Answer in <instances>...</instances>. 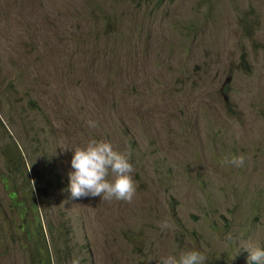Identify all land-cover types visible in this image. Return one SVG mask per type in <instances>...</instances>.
I'll return each instance as SVG.
<instances>
[{
	"label": "rangeland",
	"instance_id": "1",
	"mask_svg": "<svg viewBox=\"0 0 264 264\" xmlns=\"http://www.w3.org/2000/svg\"><path fill=\"white\" fill-rule=\"evenodd\" d=\"M137 1L0 0V174L30 208L0 182V264L264 247V0ZM90 139L130 154L131 203L71 197Z\"/></svg>",
	"mask_w": 264,
	"mask_h": 264
},
{
	"label": "clouds",
	"instance_id": "2",
	"mask_svg": "<svg viewBox=\"0 0 264 264\" xmlns=\"http://www.w3.org/2000/svg\"><path fill=\"white\" fill-rule=\"evenodd\" d=\"M90 127H95L89 121ZM71 168L69 172L70 193L73 199L100 197L111 201L131 203L137 194V183L133 177L134 166L130 154L117 150L111 142L90 139L85 144L72 149ZM236 166H243L244 157H233L230 161ZM35 181H32L34 190ZM161 229L169 228L167 220L159 225ZM230 238V237H229ZM248 264H264V247L248 244ZM206 256L201 251L192 249L163 257L159 264H204ZM72 264H80L74 258Z\"/></svg>",
	"mask_w": 264,
	"mask_h": 264
},
{
	"label": "trees",
	"instance_id": "3",
	"mask_svg": "<svg viewBox=\"0 0 264 264\" xmlns=\"http://www.w3.org/2000/svg\"><path fill=\"white\" fill-rule=\"evenodd\" d=\"M155 1H157V3H158L161 0H155ZM137 2H139V0ZM11 181H12V175L7 170L3 174H0V182L3 184V186L5 187L6 190L10 191V192H8L9 200L14 205V209L18 213L19 218L23 219L25 217V215L28 214L27 208H29V206L27 204L25 206L24 201L18 196L17 192L13 191L11 189V185H10ZM12 183H14V182L12 181ZM20 187L22 190V185ZM29 210H30V208H29ZM20 226L22 227L23 225H20ZM52 228H53V226L51 225V229Z\"/></svg>",
	"mask_w": 264,
	"mask_h": 264
}]
</instances>
